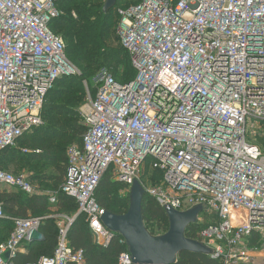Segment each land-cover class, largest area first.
I'll return each mask as SVG.
<instances>
[{"label":"built area","instance_id":"obj_1","mask_svg":"<svg viewBox=\"0 0 264 264\" xmlns=\"http://www.w3.org/2000/svg\"><path fill=\"white\" fill-rule=\"evenodd\" d=\"M61 1L0 0V153L43 124L55 82L79 74L50 30ZM118 15L120 44L136 76L118 83L103 68L94 95L85 84L79 113L86 131L80 146L67 149L61 192L75 200L95 244L119 237L127 247L103 225L94 197L111 170L129 190L138 182L164 211L199 207L195 224L209 225L195 240L210 258L248 264L259 254L247 251V237L257 235L264 247V144L256 143L264 141V0H142ZM248 121L258 123L255 142L247 141ZM146 165L158 175L153 185L141 182ZM5 186L36 194L27 177L0 169ZM47 195L54 205L56 195ZM54 218L53 255L29 264H85L83 250L67 241L74 218ZM41 220L13 219L0 264H13ZM117 264H131L128 248Z\"/></svg>","mask_w":264,"mask_h":264},{"label":"trees","instance_id":"obj_2","mask_svg":"<svg viewBox=\"0 0 264 264\" xmlns=\"http://www.w3.org/2000/svg\"><path fill=\"white\" fill-rule=\"evenodd\" d=\"M141 1L126 0L127 7L123 9ZM104 2L62 0L57 5L61 15L51 22L50 30L63 38L66 57L79 74L58 79L45 98L41 112L43 124L24 134L18 140L17 148H6L0 153V169L6 171L14 165L16 172L27 171L31 173L30 180L42 184L45 190L50 191L48 193L56 195V203L51 205L47 193L28 196L19 190L0 192V202L6 216L0 220V226L5 227L8 234L13 231V219H42L34 238L23 244L25 253L17 254L13 264L34 263L41 257L53 255L59 236L54 217L59 215L74 218L67 241L70 247L83 250L85 264H117L120 254L127 248L119 243V237L106 246L95 244L86 217L77 215L75 200L60 190L67 172V149L72 145L80 146L86 131L79 113L86 99L85 84L90 94L94 95L96 88L93 79L103 68L108 69L118 83H127L136 76L129 54L115 34L120 19L118 9L112 8L103 13ZM23 149L32 151L26 150L24 153ZM50 170L55 171V175L50 174ZM120 191L127 194L122 196ZM129 191L127 186L116 182L112 171L108 170L101 178L94 197L105 212L121 216L129 207ZM142 216L145 228L151 235L167 232L169 223L165 211L147 195L142 199ZM150 225L159 227L156 233L149 230ZM208 225H191L185 231V237L195 240L198 232ZM247 238V248L250 250L260 251L263 248L257 235L250 234ZM175 264L220 263L209 255L182 252Z\"/></svg>","mask_w":264,"mask_h":264},{"label":"water","instance_id":"obj_3","mask_svg":"<svg viewBox=\"0 0 264 264\" xmlns=\"http://www.w3.org/2000/svg\"><path fill=\"white\" fill-rule=\"evenodd\" d=\"M117 0H105L103 13L116 5ZM144 190L135 182L129 191V207L124 215L117 216L105 212L101 218L103 225L121 236L131 256V264H175L182 252L209 255L210 250L196 240L185 237V231L197 220L200 208L187 212L166 210L169 227L165 234L154 236L145 228L142 216Z\"/></svg>","mask_w":264,"mask_h":264},{"label":"rangeland","instance_id":"obj_4","mask_svg":"<svg viewBox=\"0 0 264 264\" xmlns=\"http://www.w3.org/2000/svg\"><path fill=\"white\" fill-rule=\"evenodd\" d=\"M125 1L126 0H118V2L116 3V5L114 6V8H116V10H123V8L127 7L125 6ZM115 34L117 35L118 39H119V35H118V25L116 27V32ZM61 37V36H60ZM62 38V37H61ZM63 39V38H62ZM64 41V40H63ZM66 46V45H65ZM258 129V123L254 122V121H248V125H247V130H248V135H247V141L248 142H255L254 139H256V131ZM253 132V133H252ZM256 143H260L261 145L264 144V142H262V140H257L256 139ZM18 146L16 145L15 148H17ZM24 150H29L32 151L30 149H23V152L25 153ZM22 152V151H21ZM22 152V153H23ZM6 170V169H5ZM6 172L12 174V175H24L25 177H27L29 179V181L31 182L32 180H30L31 178V173L27 172V171H20V172H16L15 171V166L11 165L9 170H6ZM49 172H51L50 174L55 175L54 172L50 170ZM153 171L151 170V168L149 167V165H146L145 169L143 170L142 174H141V182H143L145 185H150V184H154L158 181V177L154 174L152 175ZM32 186L35 188L36 194H46L50 191H47L44 189L42 184H39L37 182H31ZM12 191H16V189H12L10 187H1L0 188V192H12ZM122 196H125L127 194L126 191H120ZM158 226L157 225H150L149 230L153 231L154 233H156V231L158 230ZM157 233H160L159 231ZM160 234H157V236ZM252 252L251 254H261L264 251V248H261L260 251H253L250 250L249 248H247V251ZM4 260L7 259V256L4 255L3 256ZM251 260L248 262V264H253V262H255V258L256 256H251ZM259 260V259H258ZM258 260H256L255 264H261V262H258Z\"/></svg>","mask_w":264,"mask_h":264},{"label":"crops","instance_id":"obj_5","mask_svg":"<svg viewBox=\"0 0 264 264\" xmlns=\"http://www.w3.org/2000/svg\"><path fill=\"white\" fill-rule=\"evenodd\" d=\"M5 229H6L5 227L0 226V244L6 242V240L9 238V234H10V233L8 234V233L5 231ZM36 233H37V232H36ZM36 233H34V234L32 235L31 240L34 238V235H35ZM263 248H264V247H263ZM20 253H25V247H24V246H22ZM258 259H259V260H258ZM256 260H258V262H261V264H264V251H263V253H261V254H259V255H256L255 262H256ZM255 262H253V264H255Z\"/></svg>","mask_w":264,"mask_h":264}]
</instances>
